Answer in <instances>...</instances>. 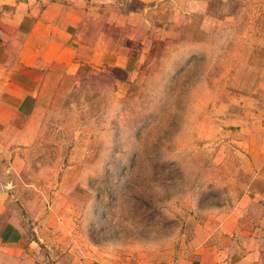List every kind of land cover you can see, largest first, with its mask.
<instances>
[{"label": "rangeland", "instance_id": "374dc122", "mask_svg": "<svg viewBox=\"0 0 264 264\" xmlns=\"http://www.w3.org/2000/svg\"><path fill=\"white\" fill-rule=\"evenodd\" d=\"M81 1L77 68L51 69L38 139L12 158L21 194L71 195L53 210L66 245L106 264H187L219 234L252 229L264 0ZM101 54L112 60L92 61ZM130 56L134 71L114 63Z\"/></svg>", "mask_w": 264, "mask_h": 264}, {"label": "crops", "instance_id": "0c3cea01", "mask_svg": "<svg viewBox=\"0 0 264 264\" xmlns=\"http://www.w3.org/2000/svg\"><path fill=\"white\" fill-rule=\"evenodd\" d=\"M82 4L81 0H0V264H106L101 257L80 255L78 248L66 245L71 230L63 228L66 218H53V210L59 202H68L71 195L60 197L57 188L44 193L34 187L31 197H25L20 191L23 186L11 175L12 158L20 157V150L32 146L40 134L36 116L46 77L57 66L66 67L68 72L77 68ZM111 60V56L101 54L92 61L100 64ZM138 60L130 56L115 58L114 63L125 65L126 70L131 65L134 71ZM262 137V145L254 157L251 154L253 167L246 187L250 201L263 207L256 225L250 230L235 227L219 234L202 244L187 264H264ZM39 200L50 206L47 218L33 212Z\"/></svg>", "mask_w": 264, "mask_h": 264}]
</instances>
